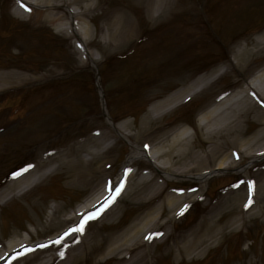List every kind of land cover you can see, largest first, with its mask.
<instances>
[{"label": "rangeland", "instance_id": "obj_1", "mask_svg": "<svg viewBox=\"0 0 264 264\" xmlns=\"http://www.w3.org/2000/svg\"><path fill=\"white\" fill-rule=\"evenodd\" d=\"M140 1L81 0V4L91 2L95 7L73 20L74 34L60 30L69 26L65 19L47 21L43 15L29 12L37 6L17 14V0H0V76L10 74L5 85L0 79V254L9 250L11 240L29 245L6 264L49 263L60 249L80 242L84 233L86 241L88 234H95L105 250L111 244L108 236L120 233L133 218L142 216L149 204L178 188L200 194L172 224L156 227L165 231L163 236L138 246L131 254H143L144 264H264V196L247 211H255L248 221L241 223V214L235 212V219H240L235 221L237 228L220 237L218 245H209L202 256L176 259L172 244L188 239L185 233L198 219L208 209L214 210L225 195L246 187L249 178L263 181L264 156L254 159L244 154L239 158L231 153V166L207 179L205 185L191 179L195 172L170 177L166 170L147 163L145 157H137L123 170L129 179L126 176L117 182L133 141L114 135L107 124L108 120L126 123L123 132L135 136L131 139L136 144L149 143L147 147L157 140L166 142L173 130L186 125L187 133L194 132L195 143L201 149L208 147L210 134L206 136L207 128L200 126L202 111L244 86L264 66V47L246 57L250 66L243 74L230 65L237 48L245 44L251 51L258 34L264 32V0H168L159 16H150ZM131 4L135 6L127 8ZM64 8L79 10L72 3ZM115 11L124 16L119 31L113 25ZM107 26L112 31H107ZM93 69L98 72L97 86ZM16 74L24 79L9 82ZM199 76L213 81L169 110L150 109ZM248 119L246 135L260 126L251 115ZM106 146L107 152H101ZM95 147L99 159L92 166L101 170L86 176L81 168L83 160ZM241 166L245 170L237 171ZM148 171L159 178L170 177L163 183L161 195L135 202L128 193L120 198V189L99 215L93 213L95 218L85 220L82 231H75L81 223L74 225L72 212L80 204L90 206L109 191V185L116 183L123 188L127 181L134 182ZM20 172L31 180L13 188ZM8 186L10 191L5 190ZM54 205L58 207L51 221ZM220 208L212 219H217L218 213L220 221L230 218L232 214L219 212ZM167 210L162 209L158 221H164ZM67 226L72 232L59 237V244L55 239L42 247L34 246L55 238ZM75 233L77 236L68 243ZM181 235L186 237L180 240ZM95 242L91 236L88 244ZM127 243L120 245L118 254L107 253L99 260L88 258L78 264H113L117 256L128 252Z\"/></svg>", "mask_w": 264, "mask_h": 264}, {"label": "bare ground", "instance_id": "obj_2", "mask_svg": "<svg viewBox=\"0 0 264 264\" xmlns=\"http://www.w3.org/2000/svg\"><path fill=\"white\" fill-rule=\"evenodd\" d=\"M80 1L81 0H17V2L22 3L24 7L37 6V10L36 8H33L35 11L29 9V12L38 17L43 15L44 19L47 21L65 19V22L68 23L69 26L66 28L61 27L60 30L71 31L74 34H77V29L73 27V20H78L86 16V13L95 7L91 2L81 4ZM140 2L145 3H143L145 10L150 16H159L164 12L168 0H155L153 2L148 0V3H150L148 6L146 5L147 0ZM71 3L74 5L76 4L79 10H65L64 7H67L68 4ZM130 6L134 7L135 5L131 4L127 6V8ZM63 10L66 12L64 13ZM21 11H23V7L15 8L17 14H21ZM120 12L115 11V14L112 16L116 31L120 30L121 25H123L122 22L124 21V16ZM106 29L107 31H112L109 26H107ZM254 45L255 47L251 51L248 50L247 46L244 44L233 52V60L230 65L238 73L243 74L249 69L250 64L246 60L247 56L258 53L263 49L264 33L258 34ZM213 72L216 73V71ZM216 74L212 76L213 79L216 77ZM8 75L10 74H2V76H0V79L4 81L2 85L8 83ZM23 79L21 75L16 74L13 76V80L9 82L16 83ZM213 79L209 81L206 76H199L188 86L180 88L164 99L153 103L150 109H158L159 112L169 110L174 102L180 101L183 98L185 100L188 95L187 92H192L190 97L195 96L211 83ZM197 87H200V89L195 91ZM201 114L202 123H200V126L207 128V131H205L206 136L210 134L208 137L210 140L208 147L201 149L200 144L195 143V139L193 138L194 132L187 133V126L181 125L173 130V133L169 134L166 142L157 140V142L148 146L146 148L148 154L145 152V146L149 143L140 142V144H136L133 140L136 138L135 136L131 134L127 135L126 132H123L122 127L126 129V123H124V125L122 122L113 124L107 121L114 135L128 136L127 139L133 141L130 145L131 150L124 160L121 169H126L128 164L137 157H145L147 163H152L151 165L157 170H166V173L170 174V177L172 175L190 176L187 173L195 172L191 175L192 179L205 185L209 177L217 176L221 171L231 166L232 159H229L231 153H236L239 158L244 154H249L253 156L254 159L264 156V66L258 69L256 75L250 82H246L244 86H240V88L232 94L226 95L212 106L210 105L203 110ZM249 115H251V119L260 124V126L254 132H251L250 135H246L244 124L249 121ZM109 146L104 147L101 152L106 153ZM228 149L230 151H227ZM88 153L90 154L88 159L83 160L85 167H81L84 169L86 176L96 170H101L98 167L92 166V162L99 159L96 155L98 153V148L95 147V149H91ZM78 162L80 165L82 164L81 160ZM244 170L243 166L237 168V171L242 172ZM167 174L159 178L156 174L151 173V171L143 173L134 182L127 181L120 195L122 194L125 196L128 193L135 202L139 199L142 201L154 200L163 193V183L168 179L171 180ZM17 176L18 178L13 182V188L20 183L25 181L27 183L31 180L29 178L30 176L26 173H19ZM129 177L130 176H127V180ZM252 180L256 179L252 177L249 178L246 187L244 186V188L240 190L237 189L235 192L225 195V197L221 199V202L217 204L218 206L221 205L219 212L229 211V214H232L229 215L230 218L220 221L218 213L214 217L217 219H212L213 215L217 212L218 206L214 210L212 208L208 209L205 216L200 217L194 226L185 233L186 236H189L188 239L182 240V237L185 238L186 236L181 235V244L172 242L173 246H176L177 251L173 257L176 259H181L183 257H187L188 259L196 258L201 256L202 253L208 249L209 245H218L220 237L225 235L226 232H231L237 228L235 221L240 219L239 217L235 219V212L236 214H241V223L242 221H248L249 216H254L253 213H255V211L253 213H251L252 211H247L253 209L257 204V200L264 196V180L257 182ZM249 182H251V187L249 186ZM11 189L12 187L8 186L5 190L10 191ZM197 191L196 193H184L182 190L171 189L170 192L163 194L157 203L149 204L151 207L146 208L148 212L146 211L142 216L140 215L133 218L120 233L114 236H108L107 239L111 244L106 247L105 250L98 242L100 239H98L95 234H88L89 240L91 236L92 239L97 240V242L90 246L88 244L89 240H85L87 235L84 233L79 238L80 242L77 244L73 243V245L70 244L66 248L60 249L59 252L54 255L55 257L52 258L51 262L43 264H78L81 260H87L88 258L93 261L99 260L107 253L114 252L113 254H118L116 250L120 245H125L127 242L128 245L125 247V250L128 252L117 256L113 264H144L143 254L139 252L131 254L130 252L138 246L149 244V241L152 239V241H154L156 238L163 236L165 231H159V228L157 229L156 227L166 222L172 224L183 212L186 203L199 196L200 192ZM249 198H251L252 204L250 207V204H248ZM245 204H248L249 208L245 207ZM86 206L89 208V205L85 203L80 204L78 208L73 210V216L77 218V216L87 209ZM57 207V205L51 207L49 214L51 221L55 219ZM164 208L168 209L165 214L166 217L164 221H158L160 219L159 214ZM76 236L77 233H75L71 239L68 238L67 242L69 243ZM117 243H119V246ZM27 245L28 244L23 241L12 243L11 240L8 244V246H10L9 250L0 254V261L5 259L3 255L7 256L8 252L21 250ZM166 252H168V250Z\"/></svg>", "mask_w": 264, "mask_h": 264}, {"label": "snow or ice", "instance_id": "obj_3", "mask_svg": "<svg viewBox=\"0 0 264 264\" xmlns=\"http://www.w3.org/2000/svg\"><path fill=\"white\" fill-rule=\"evenodd\" d=\"M22 6H23V5H22ZM26 10H27V9H26ZM145 147H147V146H145ZM249 186L251 187V182H249ZM108 187H109V190H111L112 187H116V193L119 192V186H112V185H109ZM111 202H112V198L107 199V201L105 202V204L103 205V207H101L99 211H96V212H95V215H99L100 211H103V208H104V207H107L108 204H110ZM250 203H251V200L248 201V204H250ZM248 204H245V207H248ZM86 215H87V218H88V219H93V218H95V216H94L92 213H88V214H86ZM84 222H85V221L82 220V221H81V226L78 227V228H76L75 231H82V230H83L82 225H83ZM149 238H150V237H149ZM55 243L59 244V243H60V240L57 239V240L55 241ZM42 246H43V245H41V247H42Z\"/></svg>", "mask_w": 264, "mask_h": 264}]
</instances>
